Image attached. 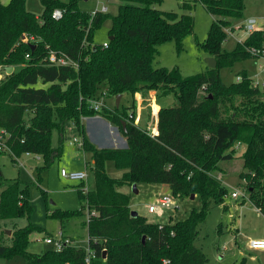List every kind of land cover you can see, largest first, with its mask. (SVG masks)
I'll list each match as a JSON object with an SVG mask.
<instances>
[{"label":"trees","instance_id":"16d2710c","mask_svg":"<svg viewBox=\"0 0 264 264\" xmlns=\"http://www.w3.org/2000/svg\"><path fill=\"white\" fill-rule=\"evenodd\" d=\"M41 1L44 11L37 15L26 0H0V66H14L0 78V130L7 133V149L0 152L9 150L14 158L26 152L41 154L49 162L61 153L52 144L54 130L63 140L65 124L72 121L82 147L92 152L95 188H86L84 181L77 185L91 211L85 221L94 253L91 264H206L208 256L196 245L200 227L213 206L222 204L224 211L231 206L226 202L229 189L215 170L242 145L240 176L248 192L235 200H249L264 213V83L255 84L242 72L225 84L220 75L221 67L239 58L264 54V28L249 32L227 50L222 47L227 28L233 29L242 17L245 0H184L179 14L158 7L163 0H121L116 15L98 12L94 18L80 8L79 0ZM197 2L214 17L207 37L197 45L216 58L217 65L206 64L191 76L177 66L155 65L160 44L174 42L177 53L184 50ZM56 8L63 11L60 18L52 15ZM107 18L112 24L104 46L94 42V34ZM25 33L36 36L35 48L22 40ZM252 48L259 51L253 53ZM50 50L71 58L76 66L50 64ZM203 86L207 94L201 96ZM102 87L106 96H134L136 91L145 96L153 89L157 98L170 96L173 102L149 113L157 129L153 133L137 124L135 101L123 109L106 103L95 109L91 101L103 94ZM96 114L119 128L126 147L100 148L89 139L82 118ZM108 159L127 169L122 177L108 174ZM139 182L163 183L181 197L198 195L202 208L183 220L170 216L167 223L134 216L130 194L121 187ZM32 209L28 185L0 176V219L30 218ZM54 215L63 221L74 213L57 210ZM221 227L219 223V232ZM38 229L32 222L15 224L10 243L0 238V258L22 253L26 264H87V249L74 245L29 251V236Z\"/></svg>","mask_w":264,"mask_h":264},{"label":"rangeland","instance_id":"374dc122","mask_svg":"<svg viewBox=\"0 0 264 264\" xmlns=\"http://www.w3.org/2000/svg\"><path fill=\"white\" fill-rule=\"evenodd\" d=\"M4 3L9 0H1ZM103 1L109 4L110 15H116L119 10L121 0H79L80 8L87 12H93L102 6ZM184 0H163L158 7L165 10H175L182 13L181 2ZM243 15L240 19L234 21L233 29L227 28L229 34L223 41L222 47L232 50L237 46L238 41L244 39L249 33L245 29V24L249 18H255L257 28H264V0H245ZM27 8L41 15L44 11V5L41 0H26ZM195 24L193 32L184 40V50L179 54L176 51L174 42H164L159 45V55L155 60V65L171 69L177 66L184 76L195 75L205 70L206 59L210 57L203 49L197 45L198 40H204L207 37L213 15L200 2H197L193 10ZM112 20L107 18L95 30L94 42L102 44L108 41L109 29ZM26 34V33H25ZM24 36V35H23ZM23 38V37H22ZM264 64L262 57H244L234 61L231 65H225L220 69L221 80L225 84H231L238 79V74L246 72L249 77L263 82L264 73L261 69ZM1 78V77H0ZM257 84H259L257 82ZM105 90L102 87L101 92ZM156 90H150L147 95L141 91L136 93H125L120 102V109L131 106L135 101L136 122L142 127H146L149 122L153 129V117L149 113H156L155 108L158 104H171L173 97L156 96ZM201 96L207 94L203 86L199 90ZM104 100L110 106L116 105V96H104ZM158 113V112H157ZM157 116V115H156ZM83 122L84 119L82 118ZM153 124V125H152ZM86 133L89 139L100 148L123 147L127 144L126 138L120 132V136L113 138L108 132L88 129L85 124ZM157 129L155 128V132ZM81 134L72 121L65 124V134L63 140H60V133L55 129L52 137V144L61 150L53 160L46 162L41 154L22 153L14 158L13 155L6 152H0V176L11 179L19 178L23 185L29 187V197L33 209L30 218L18 217L13 219H0V238L3 242L9 241L8 229H13L15 224L24 226L29 222L38 226L40 229L30 234L28 250L36 253H42L54 248L52 244L45 242L44 237L56 235L64 226V231L73 239V245L77 248L88 249V228L85 224L91 211L85 207L78 191L77 185L82 180H71L61 175V169L70 171H86L87 178L84 180L86 188H95V177L92 169V152L79 147L78 141ZM5 150L6 146L2 147ZM7 149V148H6ZM244 146H240L232 159L222 160L221 170H215L219 177L223 178L224 183L229 189L226 196V202L230 203V209H223V205L213 206L205 222L200 227L196 245L201 247L208 256L206 264H264V249H249V241L252 237L264 238V213H262L254 204L246 200L243 204L236 203L235 197L231 196V191H244L243 178L240 172L243 168V159L241 153ZM17 155V154H16ZM89 161L90 163H87ZM105 168L112 177L120 178L127 169L120 167L113 159L105 162ZM133 184L125 183L121 189L130 194V205L132 210L140 215H145L152 222L167 223L170 216L173 221L187 218L193 210L202 208V201L198 195L192 197H181L173 195L168 185L159 182H139L138 191L133 190ZM170 194L174 203L165 206L161 211L150 213L148 205L157 202L164 195ZM83 208V212H78ZM68 210L74 215L65 218L63 221L54 215L55 211ZM222 223V232H219L218 226ZM238 227V231L234 230ZM230 228V229H229ZM236 231V232H234ZM12 233V231H11ZM10 243V242H8ZM0 264H26V259L22 253H16L11 256L0 258Z\"/></svg>","mask_w":264,"mask_h":264},{"label":"built area","instance_id":"2783aa9c","mask_svg":"<svg viewBox=\"0 0 264 264\" xmlns=\"http://www.w3.org/2000/svg\"><path fill=\"white\" fill-rule=\"evenodd\" d=\"M101 1V0H100ZM109 11V4L105 3L103 1L102 6L99 7V9L94 10L93 12H90L91 18H94V16H96V14L98 12H108ZM54 18H60L63 15V11L60 8H56L54 9L53 13H52ZM256 19L255 18H249L245 24V29L248 32H252L255 29H257L256 27ZM23 41L25 42H29V43H36V36H34L33 34H24ZM104 46L108 45V42H104L103 43ZM259 50L252 48V52L256 53ZM28 56V54H27ZM262 58H264V54H262V56H260ZM48 61L50 64H55V65H68V64H73L76 66V62L73 61L71 58L62 55V54H58L56 51L54 50H50L49 53V58ZM261 69L264 73V64H261ZM4 73H7L6 71V67L0 66V77L3 76ZM255 84L261 83L258 80L254 81ZM264 83V80L262 82V84ZM103 94L98 97V98H93L92 99V106H94L95 109H99L101 108L106 102L104 100V95H105V90L102 91ZM153 125V124H152ZM148 131L155 133V127H153L151 124L149 123L148 125H146L145 127ZM157 132V131H156ZM6 136L7 133L4 130H0V149H3L2 147L6 146ZM78 141V145L79 147H82V140H77ZM26 154H31L30 152H26ZM61 175L71 179V180H82L84 181L87 178V172L82 170V171H70L68 172L65 168L61 169ZM243 182L246 183V179H243ZM247 187L244 186V191L241 192L240 190H233L231 192V196L232 197H247ZM174 203V199L172 197V195L170 194H164L162 195L157 202H152L151 204L148 205V212L150 213H155V212H159L161 211L165 206H170L171 204ZM92 213H95V211H92ZM44 240L46 243L48 244H52L54 246L55 249L61 250L63 248H65L66 246H70L73 245V239L68 236L63 230H60L56 235H49V236H45ZM249 248L251 249H264V238H253L250 239L249 241ZM87 254H86V262L87 264H91L92 263V258L94 257V253L93 251L88 247L87 249Z\"/></svg>","mask_w":264,"mask_h":264},{"label":"crops","instance_id":"0c3cea01","mask_svg":"<svg viewBox=\"0 0 264 264\" xmlns=\"http://www.w3.org/2000/svg\"><path fill=\"white\" fill-rule=\"evenodd\" d=\"M154 98L155 99L153 102L156 103V96ZM106 104H107V102H106ZM158 105L160 107V104H158ZM83 119H84V125L85 124L88 125V129L90 131H91V129L92 130H98L99 129L100 131L104 130V132H108L115 139H116V136H120L119 128L117 126L113 125L108 119H106L105 117H103L100 114H96V115H92V116H84ZM126 146H127V144L124 145V147H126ZM112 147H117V145L114 144ZM253 238H257V237H252L251 239H253ZM249 249H251V248H249Z\"/></svg>","mask_w":264,"mask_h":264},{"label":"water","instance_id":"95a60500","mask_svg":"<svg viewBox=\"0 0 264 264\" xmlns=\"http://www.w3.org/2000/svg\"><path fill=\"white\" fill-rule=\"evenodd\" d=\"M110 38H112V35L110 36ZM35 46H36V44H34V43H32V45H31V47L32 48H35ZM206 62H207V64L208 65H210V66H216L217 65V60H216V58H214V57H208L207 59H206ZM14 70V66L13 65H8V66H6V71H7V73H11L12 71ZM121 98H122V94H117L116 95V106L117 107H119L120 106V102H121ZM133 190L134 191H138V184L137 183H135L134 185H133ZM196 195L195 194H192L191 195V197L192 198H194ZM138 213H137V211H135V210H132V215H137ZM11 229H8L7 230V232L9 233V234H11ZM105 254H106V251H105Z\"/></svg>","mask_w":264,"mask_h":264}]
</instances>
